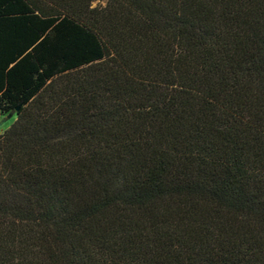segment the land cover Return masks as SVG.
<instances>
[{"label":"trees","instance_id":"trees-1","mask_svg":"<svg viewBox=\"0 0 264 264\" xmlns=\"http://www.w3.org/2000/svg\"><path fill=\"white\" fill-rule=\"evenodd\" d=\"M0 264H264V0H0Z\"/></svg>","mask_w":264,"mask_h":264},{"label":"rangeland","instance_id":"rangeland-1","mask_svg":"<svg viewBox=\"0 0 264 264\" xmlns=\"http://www.w3.org/2000/svg\"><path fill=\"white\" fill-rule=\"evenodd\" d=\"M15 115L12 117H8L7 115H3L0 117V131H4L7 129L14 121Z\"/></svg>","mask_w":264,"mask_h":264},{"label":"built area","instance_id":"built-area-1","mask_svg":"<svg viewBox=\"0 0 264 264\" xmlns=\"http://www.w3.org/2000/svg\"><path fill=\"white\" fill-rule=\"evenodd\" d=\"M2 131H0V133H1Z\"/></svg>","mask_w":264,"mask_h":264}]
</instances>
